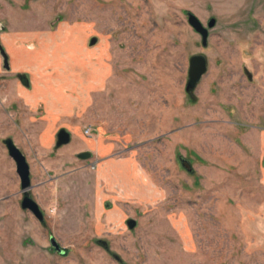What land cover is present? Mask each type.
Masks as SVG:
<instances>
[{
    "label": "rangeland",
    "instance_id": "1",
    "mask_svg": "<svg viewBox=\"0 0 264 264\" xmlns=\"http://www.w3.org/2000/svg\"><path fill=\"white\" fill-rule=\"evenodd\" d=\"M0 40V264H264V0H0Z\"/></svg>",
    "mask_w": 264,
    "mask_h": 264
},
{
    "label": "water",
    "instance_id": "2",
    "mask_svg": "<svg viewBox=\"0 0 264 264\" xmlns=\"http://www.w3.org/2000/svg\"><path fill=\"white\" fill-rule=\"evenodd\" d=\"M189 22L191 25L202 34V41L203 45L206 46L208 44V38H209V28L213 27L216 24V18H211L208 24V27L204 25L202 20L195 14L190 12L189 13ZM96 42V38L92 39L91 44H94ZM0 52L4 57V65L7 69H10V63H9V57L8 54L0 40ZM208 71V59L206 55L202 53H198L193 55L190 58V67H189V79L187 83V90L190 91L191 89H194L198 83L201 81L203 76ZM23 81L25 83L28 82L27 78L23 77ZM71 141V133L66 128H62L57 133V142L56 147H61L63 145H66L70 143ZM5 143L9 149L10 155L14 158L17 164V172L20 175L21 178V187L22 191L24 193L23 199H22V207L24 209H29L32 211L41 221H45V213L40 207L39 203L34 199V197L31 194V188H32V179H31V170L30 165L28 163L26 155L23 153V151L16 145L15 141L12 138L5 139ZM82 158H89L92 156V153L89 151L82 152L79 154ZM182 164L185 168H187L189 171H193L192 164L190 160L186 157H182ZM128 224L131 228H133L136 225L135 219H129ZM52 246L54 249L59 251L61 254H66L67 250L66 248H63L60 243L57 241L56 238L52 237ZM102 245H104L106 248H108V244L105 241H100Z\"/></svg>",
    "mask_w": 264,
    "mask_h": 264
},
{
    "label": "crops",
    "instance_id": "3",
    "mask_svg": "<svg viewBox=\"0 0 264 264\" xmlns=\"http://www.w3.org/2000/svg\"><path fill=\"white\" fill-rule=\"evenodd\" d=\"M73 141V135H72V133H71V141H70V143ZM57 142V141H56ZM70 143H68V144H66V146L67 145H70ZM65 146V145H64ZM55 147H56V145H55ZM60 148V147H59ZM58 147H56V149H59ZM87 150H84V151H82V152H86ZM82 152H78L76 155L79 157V158H82V157H80L79 156V154L80 153H82ZM82 159H90V157L89 158H82ZM31 170V169H30ZM45 183V181H41V182H37L36 184H33L32 183V188H31V190H33V188L35 187V186H38V185H42V184H44ZM38 203H39V205H41V203L39 202V200H36Z\"/></svg>",
    "mask_w": 264,
    "mask_h": 264
},
{
    "label": "trees",
    "instance_id": "4",
    "mask_svg": "<svg viewBox=\"0 0 264 264\" xmlns=\"http://www.w3.org/2000/svg\"><path fill=\"white\" fill-rule=\"evenodd\" d=\"M67 250V253L66 254H68L69 253V251H68V249H66Z\"/></svg>",
    "mask_w": 264,
    "mask_h": 264
}]
</instances>
